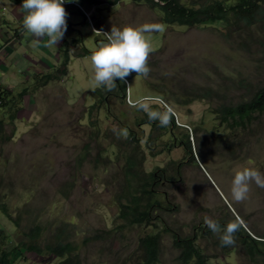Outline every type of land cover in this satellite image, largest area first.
Masks as SVG:
<instances>
[{
  "label": "rangeland",
  "instance_id": "374dc122",
  "mask_svg": "<svg viewBox=\"0 0 264 264\" xmlns=\"http://www.w3.org/2000/svg\"><path fill=\"white\" fill-rule=\"evenodd\" d=\"M110 1L93 0L94 5L100 7V10H95L94 17H98L107 33H110L112 26H163L162 31L146 33L152 48L147 61L150 72L144 79L136 75L129 79L132 103L128 105H132L136 101L134 99L154 94L153 85H159L169 94H180L179 91H182L183 87L190 85L193 88H221V94L225 96H239L244 90L233 92L234 85L226 76L246 77L254 84L262 82L258 71L263 72L264 76V38H259L260 41L247 39L241 49L239 37L226 39L221 27L166 25L159 21L158 9L145 2L136 4L131 0H121L111 5ZM182 1L198 6L202 0ZM86 4L83 9H93L92 5ZM15 8L16 5L10 0H0V18L5 21L13 20L15 23L22 17L21 12L13 13ZM65 10L68 14L67 27L62 39L82 37L83 43L95 51L100 41L105 38L92 31L90 22H83L76 9L70 7ZM19 21H22L23 25V20ZM18 26L11 27L17 29ZM4 27H0V41L7 38L5 29L9 28ZM257 28L261 33L264 27L259 25ZM61 40L56 46H46V37L37 42V38L24 29L19 46L14 48L13 52L7 48L2 51L0 83L18 92L24 86L26 76L32 81L33 73L45 69L54 70L52 67L47 69V65L58 62L56 53L59 51ZM74 51L78 52L71 55L69 71L61 80L48 83L34 92V96L25 97L19 112V121H16V126L19 125L16 135L3 145L0 144V172L6 170L8 173H5L10 174L19 183L17 187L21 195L16 191H8V197L41 209L42 221H46L50 226V230L44 233L45 236L49 237L61 219L72 221L69 227L74 232L75 242L79 244L78 251L83 264H139L141 253L137 247V237L143 233L144 227H124L125 237L119 236V231L115 228V221L120 222L116 218L118 208L103 181L110 173L96 174L88 165L68 198L58 195L55 191L58 182L71 180L72 171L68 163L71 162L75 147L83 142L85 132L89 131L86 124H89L90 119L88 120L84 110H88L94 102L92 90L96 83L89 59L94 51L82 56L78 55L82 48H74ZM25 53L31 57L30 61ZM180 96H183V93ZM163 101L176 111L178 121L189 125L190 128L193 125L196 127V124L203 127L201 129L197 126L199 129L195 130L192 138L193 160L189 159L190 155L187 158L180 146L161 150L159 153L154 149L144 150L145 171L156 168H166V171H170L169 162L182 161L179 179H176L173 185L162 182L159 186V189L166 192V198L173 202L170 210L162 213L164 222L178 234H191L196 222L203 223L206 218L212 219L221 216V213L230 212L235 219L239 217L243 221L242 226L264 232V187L251 182L248 199L243 202H235L230 194L231 180L237 170L253 167L264 174V114L260 118L259 131L256 130L257 120L252 124L253 133L242 131L243 141L239 142L236 152L229 153L228 149L219 152L213 149L212 152L217 155L206 153L210 155L207 156L203 148L207 149L208 143L205 140L202 144L200 142L207 131L218 124V120L209 111L211 106L217 105L219 99L213 100L212 103L198 99L185 105H173L165 99ZM99 122L100 131L104 133L112 126L113 121L100 115ZM144 128L145 134L150 131L147 125ZM220 132L227 138L229 134L233 133L231 137L236 135V131L225 129V126L220 128ZM259 136L262 139L256 138ZM219 143L221 144L222 140H219ZM241 145L244 147L240 150ZM198 146L202 147L203 154H199ZM117 150L114 148V153ZM113 156L112 154L111 160ZM249 161L253 163L249 164ZM113 163L116 164L115 161ZM6 192L7 190H3L2 194ZM157 227L149 226L146 229L155 231L161 228ZM0 230L6 236L7 248L13 246L21 235L1 213ZM108 230H111L110 234L106 232ZM97 232L103 234L104 239H93ZM161 236L162 255L159 264H177L173 257L175 255L171 247V236L168 233H162ZM207 248H213L218 257L211 260L213 264H243L242 258L238 256L222 253L213 245ZM28 256L29 258L26 255L24 260L19 259L15 264H42L37 262L36 256Z\"/></svg>",
  "mask_w": 264,
  "mask_h": 264
},
{
  "label": "trees",
  "instance_id": "16d2710c",
  "mask_svg": "<svg viewBox=\"0 0 264 264\" xmlns=\"http://www.w3.org/2000/svg\"><path fill=\"white\" fill-rule=\"evenodd\" d=\"M12 1L19 4L23 0ZM119 1L121 0L110 2L115 5ZM131 1L136 4L145 2L150 7H156L159 11V21L166 25L221 27L226 39L232 36L235 39L239 37L238 43L241 49L247 39L258 40L257 36L264 38V32L257 34L259 31L257 27L264 25V0H202L198 6L186 4L182 0ZM77 41L76 39L63 40L60 46L63 55L61 66L52 72L34 74L33 81L28 83L26 81L18 92L0 83L1 145L8 142L15 133L14 120L18 118L25 97L65 75L70 45ZM258 74L261 78L260 71ZM226 78L234 85L233 92L243 89L242 94L225 96L221 94V88L201 86L200 88L183 87V90L179 91L180 94L183 93V96H180L178 93L169 94L159 85L158 87L153 85L155 86L153 91L173 105H183L198 99L212 103L213 100L219 99L217 105L211 106L209 111L218 120L219 125L209 131L206 130L207 134L200 142L202 144L205 140L208 143L209 147L205 148V151L210 155H217L216 152L215 154L212 152L213 149L219 152L228 149V152L232 153L239 142L243 141L242 131L248 130L253 133L252 124L255 120L258 122L256 130H260V118L264 114L263 81L254 84L246 77L233 78L229 75ZM115 83L117 87L113 91H106L97 85L93 88L94 103L85 110L86 116L90 119L89 124H86L89 131L85 132L83 142L75 147L70 162L72 165L68 163L72 171L71 180L58 182L55 191L58 195L68 198L82 177V171L85 172L88 165L96 174L110 173L103 181L108 191L112 193V199L118 208L116 218L120 222L115 221V228L119 231V236L125 237L124 227L143 226V233L137 237V247L141 253L139 264H159L162 255L161 235L171 232L167 223L164 222L162 213L169 211L173 206L172 200L166 198V192L159 189V186L162 182L171 183L175 175L172 173L166 175V168L145 171L144 150L154 149L159 153L162 149H169L178 144L182 145L185 153L191 154V140L187 129L178 127L174 123L173 116L166 127L159 126L158 121H149L145 112L138 110L135 106L138 103L135 105L126 103L124 81L116 80ZM149 105L156 110H164L158 102H150ZM100 115L113 121L112 126L104 133H101L99 127ZM146 125L150 131L145 134L144 126ZM220 125L225 126V129L236 131V135L231 137L229 134L227 135L229 138L223 136L224 134L218 130ZM8 126L9 130L6 131ZM124 130L127 131V136L124 135ZM219 140H222L221 144ZM242 147L244 145H241L239 149L241 150ZM114 148L118 149L115 153ZM112 154L114 156L111 160ZM3 171L8 173L6 170ZM5 172H0V212L13 223L21 235L13 246L7 248L6 236L0 231V264H15L19 259L24 260L26 255L29 258V254L36 256L37 262L42 264H83L78 251L79 244L75 242L74 232L69 227L72 221L61 219L49 237L45 236L44 233L50 230V226L46 221H42L41 209L32 204H22L12 200L11 196L8 197V191H16L19 195L21 193L17 187L19 183ZM21 186L24 187L23 184ZM3 190L7 192L2 194ZM227 213L215 219L221 229L232 221ZM149 226L155 228L161 226V228L155 231L146 229ZM203 227L206 234L213 236V232L207 226L203 225ZM106 232L110 234L111 230ZM170 234L171 247L175 255L173 257L177 264H209L208 255L204 254L196 243L194 235H177L172 232ZM221 234L222 232L218 233L219 237ZM254 234L257 238L247 235L240 227L234 233V243L227 245L226 248L230 251L233 249L239 251L246 264H264V232ZM92 238L104 239V236L97 232ZM85 239L86 237L84 241Z\"/></svg>",
  "mask_w": 264,
  "mask_h": 264
},
{
  "label": "clouds",
  "instance_id": "9594fccd",
  "mask_svg": "<svg viewBox=\"0 0 264 264\" xmlns=\"http://www.w3.org/2000/svg\"><path fill=\"white\" fill-rule=\"evenodd\" d=\"M13 4L16 5V8L13 13H18L21 12L20 16L22 15L19 20H23V25L19 20H16L15 23H13V20H8L5 21L3 18H0V27L3 28H9L5 29L7 32V38L5 41H0V57H3L2 51L5 50V48L9 49V51L13 52L14 48H17L19 46L18 43L21 42L23 38V31L24 29L32 34L34 37L37 38V42L42 40L43 38H47L46 41V46H56L57 43L63 38V35L66 31V18H67V12L66 8H74L76 9L77 13L81 14L82 16V21L88 20L91 24V29L92 31L102 35L105 40L100 41L98 44L96 50L94 51L93 49H90L88 46H86L83 41L82 37H73L72 39H62L61 42L59 43V51L56 53L58 62L53 65H47V69H50L51 67L55 70L56 68L61 66V61L63 59L62 51L60 50V46L63 42V40H78L77 42H74L72 45H70V49L68 51V59H67V64H66V73H68V65L69 61L71 58V55L74 52V48H77L79 50L82 48V52H79L78 55H86L90 54L92 51H94L91 56L89 57L92 67L94 69V75L93 79L98 87L104 88L106 91H113L116 89L117 84L115 83L116 80H121L124 81L126 85V96H125V101L126 103H132L130 100V81L129 79L133 76H140L144 79L146 78L150 72V68L148 67L147 61L148 58L151 54L152 48L151 44L146 37V33H149L151 31H162L163 26L162 25H141L138 27H133V26H124L123 28H117V27H111L110 33H107L106 30L102 28L101 21L98 20V17L95 16V10H100V7H96L94 5L95 3L93 0H91L89 3L83 0H23L21 3L16 4L12 0H10ZM112 1V0H111ZM156 1V0H154ZM120 2V1H119ZM88 3V4H86ZM111 3V2H110ZM92 5L89 11L83 9L84 5ZM117 4V3H116ZM113 5V4H111ZM264 5V3H263ZM88 6V7H89ZM88 9V8H86ZM5 10V9H4ZM102 12V11H101ZM12 19H14V16H12ZM82 22V23H83ZM14 25H19L16 28H13L11 26ZM72 26L71 24H69ZM264 26V25H263ZM11 30V31H10ZM262 32H264V28L261 29ZM13 31V32H12ZM260 33V30L258 31L257 34ZM81 35V34H80ZM259 38L261 37H258ZM263 38V37H262ZM106 41V42H105ZM260 41V40H259ZM84 48V50H83ZM73 49V50H72ZM25 55L29 58V61L31 60V57L25 53ZM3 64V60H0V65ZM52 70V71H54ZM51 70H41L38 71L34 74H41L42 72H52ZM261 74L263 72H260ZM63 75V76H65ZM61 76L59 79L52 81L53 82H58L63 78ZM33 78V76H32ZM261 80L264 82V76L262 75ZM26 81H29V79L26 76ZM33 81V80H32ZM188 88H191V86H187ZM154 94H148L146 96H143L139 99H134V103L132 105H135L138 110H142L145 112L147 115L149 121H158L159 126L161 127H166L169 125L171 122V117L173 116L174 123L182 128V129H187L189 138L191 140V154L190 158L192 160L194 159L193 156V144H192V138L194 137L195 130L194 128H201L203 127L200 124H196L197 126L194 127V125L190 128L189 125L183 124L182 122L178 121V115L176 114V111L174 112L172 108L166 104L162 97L154 92ZM34 96V95H32ZM94 99V98H93ZM141 100H148L151 102H158L160 105L164 107V110H156L152 108L149 103L140 101ZM195 101V100H194ZM25 102V101H24ZM94 103V102H93ZM92 103V104H93ZM190 103V102H189ZM67 104V103H66ZM90 104V106L92 105ZM188 104V103H187ZM185 105V104H183ZM85 111V110H84ZM84 114H86L84 112ZM19 116L14 120V126H15V133L11 137L13 138L16 135L17 131V125L16 126V121H19ZM263 116V115H261ZM104 118V117H103ZM89 120V119H88ZM219 125V123L217 124ZM216 125L213 126L215 128ZM194 127V128H193ZM223 126L220 125V128ZM9 128V126H8ZM190 128V130H189ZM198 128V129H199ZM220 131V129H218ZM209 131V130H208ZM233 131V130H231ZM233 134V133H232ZM230 134V135H232ZM124 135L127 136V131L124 130ZM205 136H203L201 139H204ZM10 138V139H11ZM257 139H262L260 136L256 137ZM175 146H180L175 144ZM172 148V147H171ZM169 149H162V150H170ZM183 149V147H182ZM205 151V148H203ZM237 148L233 152H236ZM185 152V151H184ZM198 152L199 154L202 153V147L198 146ZM232 152V153H233ZM208 153L205 151V154ZM207 155V154H206ZM210 156V155H207ZM214 156V155H213ZM252 161H249V164H252ZM169 167L170 171H166V175L169 174H174L175 178L172 180L170 184L173 185L174 181L179 179V174H180V166H182V161L179 162H169ZM157 169V168H156ZM159 169V168H158ZM162 169V168H161ZM152 171V170H151ZM255 182L257 186L259 187H264V174H261L259 170L253 168V167H245L241 170H237L231 180V185H230V194L232 200L235 202H243L248 199V194L250 192V183ZM164 183V182H163ZM167 183V182H165ZM168 184V183H167ZM1 213V212H0ZM227 213V212H226ZM229 213V214H228ZM228 217L230 220L223 229H221V226L217 221H215L216 218H221V216H215L210 218H206V220L201 223H197L193 225V233L189 234H183V233H176L173 230H171L172 233H176L177 235H194V238H196V243L199 244V247L201 250L204 251V254L208 255V263L213 264L211 260L213 259H218L217 255L214 253L213 248H207L209 245H213L214 247L220 249L222 253H228V254H233L235 257H240L243 260V264H246L243 256L239 251L233 249L230 251L226 247L227 245L233 244L234 243V233L237 232L240 227L241 229L249 236L253 238H257L256 235L254 234L255 231L252 228L249 227L246 228L244 227L243 221L237 217H235L228 212ZM2 214V213H1ZM6 219H8L6 217ZM234 219V220H233ZM9 221V219H8ZM10 222V221H9ZM12 223V222H11ZM13 224V223H12ZM203 225L208 227L212 232V235L206 234ZM14 226V225H13ZM170 228V227H169ZM171 229V228H170ZM1 231V230H0ZM2 232V231H1ZM171 232H167L171 236ZM222 234L218 235V233ZM3 234V232H2ZM4 235V234H3ZM5 236V235H4ZM172 238V237H171ZM220 239V240H219ZM7 247V246H6ZM211 247V246H210ZM177 263V262H176Z\"/></svg>",
  "mask_w": 264,
  "mask_h": 264
}]
</instances>
